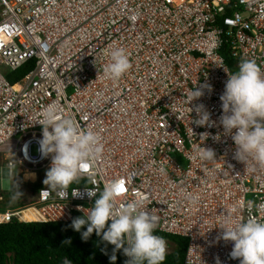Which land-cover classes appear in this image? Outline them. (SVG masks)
I'll list each match as a JSON object with an SVG mask.
<instances>
[{"label": "built area", "instance_id": "1", "mask_svg": "<svg viewBox=\"0 0 264 264\" xmlns=\"http://www.w3.org/2000/svg\"><path fill=\"white\" fill-rule=\"evenodd\" d=\"M116 48L131 68L113 80L103 69ZM242 59L264 68V0H0V189L3 178L43 184L28 189L26 207L0 213V224L70 223L84 214L78 207H92L87 189L99 195L118 181V205L139 200L156 232L189 240L184 264H240L219 226L229 214L264 221V166L238 160L220 123L228 73ZM29 64L26 77L9 81ZM195 87L204 95L189 107L204 105L205 126L191 123ZM49 106L103 145L63 191L43 183L52 158L39 152V121ZM202 145L217 162L199 159Z\"/></svg>", "mask_w": 264, "mask_h": 264}, {"label": "clouds", "instance_id": "2", "mask_svg": "<svg viewBox=\"0 0 264 264\" xmlns=\"http://www.w3.org/2000/svg\"><path fill=\"white\" fill-rule=\"evenodd\" d=\"M109 56L110 62L103 71L110 79L118 80L131 68L129 56L123 48L111 50ZM228 75L220 97L223 108L220 123L224 134L230 135L234 141L238 160L247 165L251 158L264 166V68L255 59H242L238 70ZM203 95V90L195 87L188 98V107ZM190 109V114L196 112L191 123L198 126L210 123V114L204 105ZM42 116L39 121L43 126L39 152L42 158H52L43 183L47 186L46 190H67L79 179L86 162L102 154L100 136L93 130L81 129L70 117L60 119L54 106L45 109ZM205 137L207 134L203 139ZM27 149L25 145V156ZM197 155L203 161L217 162L215 151L203 145L197 149ZM12 163H17L14 157ZM122 192L118 181L106 184L99 195L96 190L87 189V195L94 198V203L87 212L85 208L78 207L84 214L74 218L70 226L81 233L85 242L95 233L102 242L114 245V252L123 249L124 255L129 258L125 264H164L166 240L156 234L153 218L139 211L141 201L118 205ZM22 195L17 184L13 198ZM80 195L79 191L74 196ZM219 228L223 230L221 238L233 242V259H239L240 264H264V221L250 217L247 221L234 223L229 214ZM64 243L71 244V240ZM110 260L111 264H115L117 256L113 254ZM63 264H71V261L65 259Z\"/></svg>", "mask_w": 264, "mask_h": 264}, {"label": "trees", "instance_id": "3", "mask_svg": "<svg viewBox=\"0 0 264 264\" xmlns=\"http://www.w3.org/2000/svg\"><path fill=\"white\" fill-rule=\"evenodd\" d=\"M32 69V64H29L9 74L8 79L13 84L18 83ZM25 187L22 186L24 194ZM42 187L43 184L39 181L31 186V190L37 193ZM1 196L7 207L5 210L0 208V213L23 203L21 196L15 199L16 203L13 200L14 194H0ZM71 223L20 222L15 219L11 223L0 224V264H63L65 259L71 261V264H111L110 257L113 254L117 256L115 264H125L129 259L124 255L123 249L114 252L115 246L102 242L95 233L85 242L81 233L70 226ZM156 234L167 239L171 245L164 264H184L189 240L165 233ZM65 240H71V244L64 243Z\"/></svg>", "mask_w": 264, "mask_h": 264}, {"label": "rangeland", "instance_id": "4", "mask_svg": "<svg viewBox=\"0 0 264 264\" xmlns=\"http://www.w3.org/2000/svg\"><path fill=\"white\" fill-rule=\"evenodd\" d=\"M17 184L19 186V190L21 192H23L22 186H21V184L19 182L16 181V178H3V180H2V188L0 189V194H5V195L14 194L15 191L17 190ZM23 189H25L24 192H26L25 194L23 193V195L21 196L22 197L21 198V202H23V203L20 206L11 207L8 210H14V209L18 210L20 208H24V207L27 206L26 202L31 199L30 198V194H29L30 191L28 189H31V187L30 186H26ZM15 199H17V198H15ZM15 199L13 198V200H15ZM16 202H17V200L14 201V203H16ZM6 205H7V203L0 202V208H2L4 210L7 207Z\"/></svg>", "mask_w": 264, "mask_h": 264}, {"label": "bare ground", "instance_id": "5", "mask_svg": "<svg viewBox=\"0 0 264 264\" xmlns=\"http://www.w3.org/2000/svg\"><path fill=\"white\" fill-rule=\"evenodd\" d=\"M24 218H26L27 220H34L35 219V214L34 211H27L24 213Z\"/></svg>", "mask_w": 264, "mask_h": 264}]
</instances>
